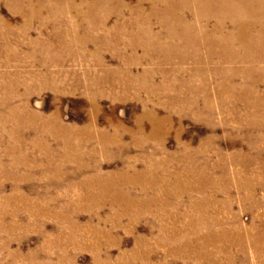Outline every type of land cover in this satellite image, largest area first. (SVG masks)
<instances>
[{
    "label": "rangeland",
    "instance_id": "rangeland-1",
    "mask_svg": "<svg viewBox=\"0 0 264 264\" xmlns=\"http://www.w3.org/2000/svg\"><path fill=\"white\" fill-rule=\"evenodd\" d=\"M71 1L0 0V264H261L251 246L198 255L167 240L200 215L264 227V118L218 91L216 62L195 64L178 39L187 32L193 51L214 19L195 24L178 0L166 4L171 26L148 14L149 0ZM43 118L65 132L44 129ZM244 157L241 179L255 183L258 207L232 178ZM223 167L229 181L199 193L201 171L219 177ZM176 177L193 189L163 194ZM207 195L206 210L191 207Z\"/></svg>",
    "mask_w": 264,
    "mask_h": 264
},
{
    "label": "bare ground",
    "instance_id": "bare-ground-1",
    "mask_svg": "<svg viewBox=\"0 0 264 264\" xmlns=\"http://www.w3.org/2000/svg\"><path fill=\"white\" fill-rule=\"evenodd\" d=\"M6 1L12 3V6L16 7V3H25L29 0ZM67 1V4L72 6V1ZM149 1L151 4L150 10L148 11L149 15L152 14L153 17L163 21V24L166 25L169 24L171 26L169 22H175V17L170 14L173 10L174 4L172 6L166 5L175 0ZM178 3L181 11L188 10L191 12L192 16L196 18L194 22L195 24H200L205 27V25L210 22L211 17L214 19V24L211 29L205 28L203 33H201L202 35L198 34V36H202L201 39L206 42H202V44L199 43L197 39L198 37H194L195 40H190L191 49H193V51L187 46L188 42L186 40L187 35L189 34H187V32H185L186 35L179 34L178 39L180 40L181 45L185 43L182 50L190 51L187 55H190L189 57L195 61V64L205 65V63L213 64L216 62V65L213 67V75L216 78H220L218 91L225 89L226 87L228 90V97H231L235 93V96L239 97L244 103L250 106L253 116L264 118V93H259L258 91V86L264 84V0H178ZM87 6L85 7L87 8ZM139 10L140 7L136 9V12ZM82 13L90 16L92 11L88 8V10H83ZM108 14L109 13L106 12L104 16ZM135 21L137 22L139 20L135 19ZM142 22L146 24L147 19ZM183 23L185 24H183L184 30H187V28L189 30L193 27L195 28L193 25L188 26L187 21H183ZM3 29L8 28L7 26H4ZM179 29L180 28H177L178 33ZM168 45V48H172L171 44ZM200 45L206 50L204 56L198 53ZM160 49L165 50L167 47H160ZM217 56L220 60H216ZM236 79H240L241 83L247 82L250 87L245 91L238 90L240 88L239 85L231 83ZM184 103L187 105L193 104L189 99ZM206 105L208 106L207 103ZM230 106V110L235 114L234 109L236 106ZM31 115L33 120L41 118L39 113H33ZM43 120L41 127L44 129L50 128V130L60 134L65 132V126L58 123H51L48 125L46 122L49 118H43ZM256 141H252L250 145H255L257 143ZM233 157L236 156L234 155ZM221 161L224 162V159H221ZM249 162L250 159L244 157L240 163V170H237L235 176H232V178H238V188L240 187L244 190L243 200L245 201L247 199L251 201V206L258 207L260 206L259 200H253L255 183L246 177L242 178L243 180L241 179V176L244 173L243 170L247 169ZM221 170L222 172L219 177L205 175V173L201 171L202 176H205V178H203L204 182L199 181L197 183L199 184L198 192L204 194L206 185L212 182H217L218 179L222 180L223 178L224 180L229 181L230 178L227 176L225 168L223 167ZM135 174L143 177L140 172L136 171ZM186 175L193 177L195 172L192 168H189ZM178 179L179 177H176L173 182L172 187L174 190H170L168 189L170 186L165 178L162 185V193L178 194L193 189L191 186L192 184L188 185L183 179L182 181ZM211 200H213V197L210 195L192 200L191 207L196 208L197 210H206V207ZM136 201L138 200H135L134 202ZM131 203L132 201L129 202V204ZM136 203L139 204L138 202ZM224 212L229 213L230 209L227 207ZM196 225L200 228H197L198 226ZM184 227L185 229L181 232L172 231V233H174L169 234L171 237L167 238L169 241L174 240L176 242L175 252L182 253L187 251L189 243H192L193 247L197 245L200 248V251L196 252L198 255H202V252L206 255L207 252L205 251V248L208 246H214L213 251H220V249L225 250L227 246L233 245L236 246V249L241 254L245 252V247L251 246L255 256L261 261V264H264V227L261 220L257 219L252 221L248 227H244L235 221L232 224L224 225L215 217H211L207 221L205 217L200 215L191 219L187 226ZM165 231V228L161 227V232ZM184 232L185 237H180L179 235ZM207 257L212 258V252L208 253Z\"/></svg>",
    "mask_w": 264,
    "mask_h": 264
}]
</instances>
